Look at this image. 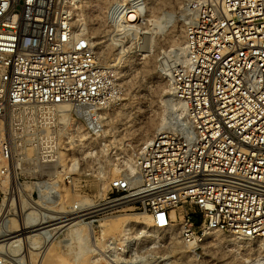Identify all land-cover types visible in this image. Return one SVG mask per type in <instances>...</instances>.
I'll use <instances>...</instances> for the list:
<instances>
[{
	"label": "built area",
	"instance_id": "1",
	"mask_svg": "<svg viewBox=\"0 0 264 264\" xmlns=\"http://www.w3.org/2000/svg\"><path fill=\"white\" fill-rule=\"evenodd\" d=\"M140 7L127 26H140ZM189 11L185 59L171 70L187 125L156 134L139 150L137 171L111 180L109 203L122 204L110 208L146 215L159 230L175 226L187 244L206 231L264 240V0H193ZM115 83L65 0H0V121L47 145L18 168L28 185L56 180L75 190L79 124L93 131L94 112L118 98ZM1 152L12 162L10 146ZM0 264L22 263L0 253Z\"/></svg>",
	"mask_w": 264,
	"mask_h": 264
},
{
	"label": "rangeland",
	"instance_id": "2",
	"mask_svg": "<svg viewBox=\"0 0 264 264\" xmlns=\"http://www.w3.org/2000/svg\"><path fill=\"white\" fill-rule=\"evenodd\" d=\"M118 1L135 2L95 0L79 17L83 23L81 28L88 37L101 39V64L115 75L119 94L114 103L100 111L96 131H91L83 120L79 124L76 151L80 174L75 181V190H64L63 195L60 194L66 211L75 202L81 204V209L87 202L110 205L111 180L124 169L129 170L127 166L136 159L146 139L157 134L155 127L165 121V129H169L174 116L179 118L177 108L169 101V77L179 59V45L183 47L187 8L193 0H146L147 10L139 29L149 34H140L138 40L127 34L114 36V33L120 34L118 31L111 33L108 14ZM151 127L154 131L146 136ZM25 129L20 123L10 126L0 121V226L9 218L17 219L18 207L22 209L28 202H49L52 195L50 191L42 192L43 196L38 198L34 191L10 188L11 169L14 167L20 172L18 168L25 167L28 160L47 147L45 143L35 146L28 140ZM4 145L12 149V162H7L2 155ZM114 169L119 171L117 176L112 175L116 173ZM19 177L24 185L30 184L27 178ZM124 209H96L99 211L84 216L91 227L85 228L87 241L57 236L46 254L34 256V264H41L43 259H46L43 264H264L263 239H239L228 233L215 232L216 236L212 238L187 244L176 228L170 232L161 231V239L153 242L139 234L142 226L151 231V222L147 224L142 219L145 216L139 212ZM123 215L139 217L142 226L133 225L125 233L122 229L112 232L103 226ZM18 235L21 239L24 237L22 233ZM22 247L31 250L23 244ZM17 256L14 258L23 264L20 259L24 254ZM28 258L30 263V255Z\"/></svg>",
	"mask_w": 264,
	"mask_h": 264
},
{
	"label": "bare ground",
	"instance_id": "3",
	"mask_svg": "<svg viewBox=\"0 0 264 264\" xmlns=\"http://www.w3.org/2000/svg\"><path fill=\"white\" fill-rule=\"evenodd\" d=\"M95 0H65V11L70 15L71 20L73 21V24L75 25V28L77 31H81L84 35H87L84 31V29L81 28V23L80 20V15L84 13L90 5L94 2ZM146 0H135V2H116L114 6L118 10H116L115 13H110L111 8L109 10L108 14V20L109 24L111 27V33L118 31L120 34L114 33V36L118 35H124L127 34L131 36L134 40H138L140 34H147V31H142L139 29V26H127L125 24V21L127 19V16H129V12L132 11V9H136V6L138 4L141 5V10L139 12H142L147 10V2ZM136 3V4H135ZM188 12V17H187V26L190 22L191 15L190 11L187 8ZM143 13V12H142ZM141 13V15H142ZM146 16V15H145ZM151 16V15H150ZM148 18V17H147ZM157 19V18H156ZM155 19V21H156ZM146 20V19H145ZM152 20V19H150ZM147 22V21H146ZM145 22V23H146ZM159 22V19H158ZM148 24V23H147ZM153 24V23H152ZM150 25V24H149ZM158 25V24H157ZM93 27V26H92ZM96 27V26H95ZM144 28V27H143ZM158 28V27H157ZM150 29V28H149ZM155 29V28H154ZM152 29V30H154ZM157 30V29H156ZM94 31V30H93ZM155 32V31H154ZM152 33V32H151ZM89 34V33H88ZM116 34V35H115ZM149 34V33H148ZM113 36V35H112ZM88 37V35H87ZM152 38V37H151ZM91 43L93 44V49L98 57H102V41L99 37L95 38H90ZM145 40V39H144ZM148 41V40H147ZM144 43V42H143ZM147 46V45H146ZM178 55L179 59L178 61H183L185 59V47L183 43V47L179 45L178 48ZM116 72V70H113ZM170 85H171V95L169 96V101H171L175 107L177 108L176 113H178L179 118H176L174 116V119H172V126L169 129H172L175 126V123L181 124V125H187L186 117H185V107L184 105L178 101L173 93L172 90V78H171V72H170V77H169ZM95 114L99 115L100 112L95 111ZM97 121V126L94 124L93 121H91L89 124L91 125V129L93 131L97 130L98 127V119L96 117ZM155 127V126H154ZM166 124L165 121L162 122L159 126L155 127L157 134L162 132V131H167L169 129H165ZM153 127H151L152 129ZM154 130H147L146 131V136H149L151 132ZM64 135L60 137V140H64L65 137ZM154 137V136H153ZM152 139V138H151ZM149 137L146 139L144 146L151 140ZM143 146V147H144ZM143 149V148H141ZM60 162L61 166L63 168L65 167V163L67 160V155L65 152H60ZM12 161V158H11ZM128 171L130 173H135L137 171L136 168V163L135 160L130 163V165L127 166ZM116 173L112 174L117 176L119 171L117 169H114ZM12 177V180H11ZM9 178L11 180V186L10 188L15 189V191H20V190H30L33 191L37 189L39 191V194L43 196L42 192H52L51 196L48 198L47 202L46 200H41L38 203H32L28 202V204L22 205V209L18 207L17 209V219L9 218L5 225L0 226V253H6L11 255L12 257H16L18 254L22 253L24 254V260L21 258L20 260L23 262V264H34V256H37L39 254L44 255L46 254V250H48L49 246L52 244L54 239L57 236H68L70 239L68 240H79V241H87V234H85V228H91L89 226V223L85 222L84 216L90 215L96 211L102 210V209H107L110 208L114 205L117 204H122V203H116V204H103V205H95L91 202H87L86 204H82L83 209H81V204L79 206L80 210L77 212L78 214L74 217H70L72 213H70V210H64V206L62 203V198H60V194H62L63 190L61 186L59 185V181H53L52 188H41V183H36L34 185H23L19 182V173L17 169H11ZM60 192V193H59ZM63 195V194H62ZM32 198V197H31ZM83 201V200H80ZM83 203V202H82ZM74 203L71 205L73 206ZM99 209V210H96ZM27 211V213L25 212ZM63 214V216H62ZM127 215V214H126ZM124 216L118 219H114L112 222H105L103 226L107 227V230H110L112 232L122 229V231L125 233L128 230H131L133 225L137 226L138 224L142 226V222H140V218L136 216ZM134 215V214H133ZM142 215V214H141ZM66 219V217H68ZM145 216L142 218L147 224H150L151 220L148 216ZM148 217V218H146ZM67 220V221H66ZM153 226V225H152ZM106 229V228H105ZM176 229L175 226H172L168 229L165 230H159L153 226V229L146 230L145 226L140 227V233L143 237L146 239H149L151 241H157L160 240V232H170L171 230ZM216 231H206L205 232V238L204 239H209L214 236H216L215 233ZM19 233H22L24 237L21 239ZM19 239H16V238ZM236 238H239L237 236H234ZM241 239V238H239ZM83 243V242H82ZM28 246L31 250H25L23 247L21 248V245ZM54 247V246H53ZM6 248V249H2ZM14 248V250H13ZM12 250V251H10ZM31 251V252H30ZM50 253V251H49ZM51 254V253H50ZM28 255L31 257V262L28 263ZM19 258V256H17ZM46 258V257H45ZM46 259H43V262H45ZM43 262L41 264H43Z\"/></svg>",
	"mask_w": 264,
	"mask_h": 264
}]
</instances>
